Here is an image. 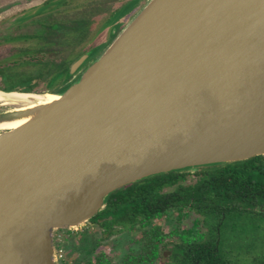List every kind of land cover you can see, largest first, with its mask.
<instances>
[{
    "label": "water",
    "instance_id": "1",
    "mask_svg": "<svg viewBox=\"0 0 264 264\" xmlns=\"http://www.w3.org/2000/svg\"><path fill=\"white\" fill-rule=\"evenodd\" d=\"M48 93L0 126V264H57L55 231L142 180L264 157V0H147Z\"/></svg>",
    "mask_w": 264,
    "mask_h": 264
},
{
    "label": "trees",
    "instance_id": "2",
    "mask_svg": "<svg viewBox=\"0 0 264 264\" xmlns=\"http://www.w3.org/2000/svg\"><path fill=\"white\" fill-rule=\"evenodd\" d=\"M29 21L39 24L31 33V38L51 41L56 38V29L60 25H74L70 29L71 33L62 32L64 35L71 34L74 41H67V35H62L58 40L64 57L56 61L40 60L36 67H33L35 62L24 60L28 66L25 72L13 70L11 66L17 61L11 60L9 56L2 57L0 90L40 93L51 92L58 85L65 88L71 79L67 75L68 67L82 52L83 48H78L89 37L91 20L76 12L69 17L54 18L49 15L46 19ZM82 23L86 25L82 27ZM99 51L90 55L83 67ZM263 206L264 157L257 156L243 162L199 169L192 173L170 172L142 180L110 194L106 206L97 217L110 215L114 218L111 225L122 226L120 230L137 229L147 234L154 231L147 228L153 219L165 215L171 209L187 208L202 218L208 229L207 236L201 243L192 245L190 252L185 253L180 245L179 251L173 255L174 262L264 264V214L256 210ZM120 230L108 228L109 234ZM150 243L145 242L143 248L146 251L141 254L139 264L146 263L151 256L148 255L151 253L150 246L156 245ZM155 256L154 251L153 259Z\"/></svg>",
    "mask_w": 264,
    "mask_h": 264
},
{
    "label": "flooded vegetation",
    "instance_id": "3",
    "mask_svg": "<svg viewBox=\"0 0 264 264\" xmlns=\"http://www.w3.org/2000/svg\"><path fill=\"white\" fill-rule=\"evenodd\" d=\"M104 3L103 0H46L39 6L29 8L17 18L14 16V18L8 22L0 25V59L4 56H9L11 60L17 61V63H14L11 67L13 70L19 72H25V69L28 68L24 60L35 62L33 67H36L40 60L49 59L56 61L62 59L64 57V52L59 47L58 39L67 35V41H74L71 34H62L63 31L71 33L70 29L73 28L74 25H60L58 29H56L55 39L51 41H41L36 38H31V33L35 28H38L39 24L35 22L31 23L29 20L46 19V16L48 17L49 15L54 18L69 17L74 16L76 12H80L82 15L89 18L93 24V19L101 14ZM85 25V23H82V27ZM28 26L31 27V31L27 33L25 29ZM86 41L87 39L79 46L78 50L80 48L83 49H81L82 52L74 61L86 54V51H84ZM47 45L51 46L47 47ZM73 62H71V64ZM71 64L68 67L67 75H69ZM33 94H35V92ZM256 210L264 214V206L256 208ZM97 215L88 222L89 225L97 228L99 234V236H96V240L92 247H84L86 242L90 240L89 235L91 231H60V243L56 245V248L61 250L58 264L65 263L66 260H69V264H76L83 256H87L84 258L83 264H108L106 254L102 252L100 244L116 235H121V237L125 239V251L121 253L120 259L115 264H139L142 258L141 254L144 253V250L146 251V249L143 248L146 241H150V244L156 246H150L149 252L151 253L148 255L151 256L148 257L146 263L142 262L141 264H186L184 261L180 263L174 262L175 259L173 255L179 251L178 247L181 245V249L185 253L192 251V245H197L206 239L208 230L202 222V218L187 208H182L181 210L171 209L165 215L153 219L147 228L154 231L147 234L137 229L120 230L122 226L111 225L114 220L112 216L97 217ZM105 223H108V225H105ZM109 227L119 229L120 231L109 234ZM67 235H72L70 238L72 242L67 239ZM66 241L71 243V249L77 252L74 258L71 256V260L69 259L70 252L66 253L68 257V259H66V255L63 254V249L61 248V242L64 243ZM82 245L84 247L83 250L81 247ZM80 248L81 250H79ZM197 249H199L198 246ZM154 251L156 252V256L153 259L152 253ZM80 252L82 255H80ZM90 254L92 255L90 256Z\"/></svg>",
    "mask_w": 264,
    "mask_h": 264
},
{
    "label": "rangeland",
    "instance_id": "4",
    "mask_svg": "<svg viewBox=\"0 0 264 264\" xmlns=\"http://www.w3.org/2000/svg\"><path fill=\"white\" fill-rule=\"evenodd\" d=\"M46 0H0V25L8 22L12 18H17L18 16L22 15L26 10L32 8L34 6H39ZM105 3L102 6V11L99 16L93 19L94 23L91 28V32L89 37L85 43V50L86 53L94 54L96 51H99L103 48L109 39L111 38V33L114 28H122L131 18L134 16L138 8L145 3L147 0H103ZM34 12V11H33ZM32 12V13H33ZM36 13V12H35ZM30 14V13H29ZM26 32L31 31V27H26ZM83 68L76 72L75 76L82 71ZM75 76H72L70 81L74 79ZM61 86L58 85L57 88L59 89ZM55 88V89H57ZM48 92L43 93H35V94H46ZM29 101L21 100V99H9L6 102H0V112L6 111L8 109L25 105ZM6 103V104H5ZM86 228V229H85ZM61 230H68V229H60L53 233V241L56 248L57 243H60L59 234ZM70 232H83V231H91L89 241L86 242L84 247H92L96 240V236H99L97 228L85 223L82 226L77 227L76 229H70ZM68 240L72 242L71 236L67 235ZM83 245L82 250L84 249ZM125 247V239L121 237V235H116L111 237L105 242L100 244V248L102 252L106 254L108 264H115L121 257V253H123ZM61 248L63 249V254L70 252L69 259L71 260V256L75 257L77 252L71 249V243L61 242ZM81 250V248L79 249ZM84 252V251H82ZM80 255L82 253L80 252ZM92 254H90L91 256ZM87 256H83L81 260H79L76 264H83L84 258ZM77 258V257H76ZM66 259H68L66 255ZM80 259V258H78ZM69 260H66L65 263L62 264H69ZM58 264V261H57Z\"/></svg>",
    "mask_w": 264,
    "mask_h": 264
},
{
    "label": "bare ground",
    "instance_id": "5",
    "mask_svg": "<svg viewBox=\"0 0 264 264\" xmlns=\"http://www.w3.org/2000/svg\"><path fill=\"white\" fill-rule=\"evenodd\" d=\"M59 96L57 94L46 93L42 94H21V93H13V94H3L0 92V102H6L9 99H21L29 101L25 105L17 106L11 109H8L9 112H24L25 115L19 119H7L3 123H0V126H3L9 130H13L26 122L28 119L32 118L36 109L40 111L41 108L51 104L53 101L58 100ZM6 104V103H5ZM41 107V108H40ZM32 111H35L34 113ZM38 111L36 113H38ZM32 112V113H31Z\"/></svg>",
    "mask_w": 264,
    "mask_h": 264
},
{
    "label": "built area",
    "instance_id": "6",
    "mask_svg": "<svg viewBox=\"0 0 264 264\" xmlns=\"http://www.w3.org/2000/svg\"><path fill=\"white\" fill-rule=\"evenodd\" d=\"M60 255H61V250H59V249L56 248V258H57V261L60 258Z\"/></svg>",
    "mask_w": 264,
    "mask_h": 264
}]
</instances>
